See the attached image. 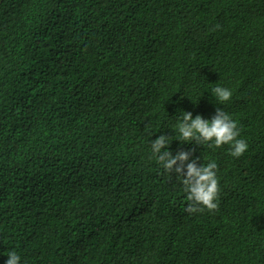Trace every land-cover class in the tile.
Returning a JSON list of instances; mask_svg holds the SVG:
<instances>
[{"label":"trees","instance_id":"obj_1","mask_svg":"<svg viewBox=\"0 0 264 264\" xmlns=\"http://www.w3.org/2000/svg\"><path fill=\"white\" fill-rule=\"evenodd\" d=\"M253 0H0V264H264V20ZM230 89L225 104L212 89ZM221 108L248 144L181 143ZM215 161L218 210L185 211L151 155Z\"/></svg>","mask_w":264,"mask_h":264},{"label":"clouds","instance_id":"obj_2","mask_svg":"<svg viewBox=\"0 0 264 264\" xmlns=\"http://www.w3.org/2000/svg\"><path fill=\"white\" fill-rule=\"evenodd\" d=\"M241 1V0H239ZM243 1V0H242ZM247 12L240 15L242 21L249 24L256 23L255 18L264 20V0H253L247 7ZM212 94L220 104L229 102L232 91L226 87L217 86L212 89ZM181 143H193L219 148L230 145V155L241 157L248 149L245 140L240 139V130L237 122L223 109L217 108L215 115L210 119L184 111L180 122L176 125ZM170 138L160 135L151 143V155L163 170L171 175L176 173L180 178L187 193L188 206L185 211L198 213L207 209L209 212L218 210L220 184L217 176L218 165L211 161L206 165L197 166V161L192 159L190 151H178L175 155L168 150ZM6 264H20L21 257L15 252L8 253Z\"/></svg>","mask_w":264,"mask_h":264}]
</instances>
